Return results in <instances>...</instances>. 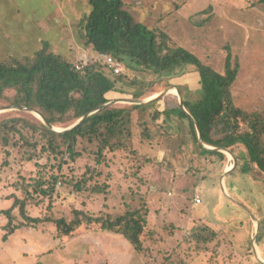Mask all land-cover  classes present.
<instances>
[{
	"label": "rangeland",
	"instance_id": "rangeland-1",
	"mask_svg": "<svg viewBox=\"0 0 264 264\" xmlns=\"http://www.w3.org/2000/svg\"><path fill=\"white\" fill-rule=\"evenodd\" d=\"M123 1L136 22L168 32L177 45L220 73L230 52L240 65L232 86L235 105L264 116V0ZM90 10L87 0H0V57L31 56L48 42L49 50L67 61L90 58L94 53L84 46L78 32L81 18ZM101 59L106 66L103 56ZM185 68L183 72L178 70L177 77L164 78L137 74L124 67L129 95H118L113 105H134L126 100H137L131 95L140 88L130 86L135 78L145 86L154 82L139 100L162 96L149 103H155L149 110L134 111L131 124L114 138L127 147L107 150L101 165L94 161L97 143L90 146L82 142L79 150L86 156L75 163L65 157L68 163L62 172L67 177L80 180L88 164L92 173L101 172L99 177L94 174L91 185L106 192H77L59 181L51 196L35 193L33 179L40 173H58L57 168H51L58 163L51 160L43 170L36 162L20 161L21 155L14 154L7 166L6 159L0 157V210L10 209L15 197L27 201L31 217L65 218L68 222L75 218V210L103 216L143 209L149 217L143 239L145 250L139 253L142 258L137 264H264V175L245 158H235L242 155V149L235 153L229 150L231 155L224 152V161L200 154L188 120L178 115L180 96L171 94L176 88L192 100L200 98L199 73L192 66ZM157 110L165 115L153 121L152 114ZM24 114L42 121L26 110H4L0 120ZM75 123L56 128L67 129ZM38 162L45 165L48 159ZM12 214L13 226L28 224L19 208ZM8 223L9 219L0 215V264H111L108 259L114 254L117 264L129 263L121 235L112 233L119 237H111L112 243L109 240L102 248L93 245L94 233L99 232L95 226L83 225L65 236L55 224L43 223L19 229L4 241ZM196 228L205 236L210 235L207 230L217 236L208 244H198L191 237ZM113 245H120L119 251L110 249ZM121 253L125 257L119 259Z\"/></svg>",
	"mask_w": 264,
	"mask_h": 264
},
{
	"label": "trees",
	"instance_id": "trees-1",
	"mask_svg": "<svg viewBox=\"0 0 264 264\" xmlns=\"http://www.w3.org/2000/svg\"><path fill=\"white\" fill-rule=\"evenodd\" d=\"M91 10L83 15L79 22V35L84 46L91 47L94 55L86 60L70 62L61 55L49 50L48 42L42 49L31 56L3 59L0 57V105L24 106L42 113L55 127L69 126L89 112L118 99L127 97L126 75L123 71L116 75L107 69L101 57L111 56L128 71L137 74H154L159 77H177L178 70L186 66L196 68L200 76V98L192 100L180 92L184 98L186 110L199 125L203 142L208 147L230 150L242 149V155L255 166L258 173L264 175V116L256 112H247L237 107L232 97V86L238 79L240 65L234 62L228 52L225 70L218 72L206 65L198 56L186 48L177 45L170 34L159 28H150L136 22L125 7L123 0H87ZM139 86V92L133 99L144 98L146 90L154 85L135 78L130 86ZM180 90V89H179ZM157 101V103H159ZM154 104L119 107L106 106L89 116L76 129L57 133L34 115L7 117L0 120V157H4V166L9 159L20 154V161L36 162L37 167L45 170L51 160L56 161L51 168L58 173L47 176L40 173L33 179L35 193L43 196L53 195L59 181L77 192H106L100 186H92L96 172L86 165L84 176L75 181L67 177L63 167L68 162L83 158L85 153L79 150L82 142L90 146L97 143L94 159L98 165L105 161L106 151L114 152L127 147L125 142L115 141L117 134L122 135L127 125L131 124L134 111H146ZM2 106V105H1ZM21 113V112H20ZM165 113L157 110L152 114L153 121H158ZM178 115L189 122L190 134L198 145V151L206 157H217L224 161L225 154L217 150L204 148L198 139L196 126L181 108ZM167 121V120H166ZM46 157L48 163L40 165L39 160ZM241 157V158H240ZM93 160V158H89ZM62 172V173H61ZM91 173V174H90ZM30 193V192H29ZM27 201L15 197L10 209L0 210L9 223L5 226L7 241L19 229L38 227L40 224L53 223L61 235L70 236L83 225L95 226L99 231L122 235L138 253L145 250L144 235L149 212L143 209L128 210L123 214L91 216L82 211H74L75 218L68 222L65 218H34L27 213ZM19 208L28 224L13 226V211ZM208 228V227H207ZM94 230V228H89ZM205 236L201 229H195L192 239L198 244H208L217 236L213 230Z\"/></svg>",
	"mask_w": 264,
	"mask_h": 264
},
{
	"label": "water",
	"instance_id": "water-1",
	"mask_svg": "<svg viewBox=\"0 0 264 264\" xmlns=\"http://www.w3.org/2000/svg\"><path fill=\"white\" fill-rule=\"evenodd\" d=\"M178 91V94L180 96V106H181V109L183 110V112L186 113V115L188 116V118L194 122L195 126H196V129H197V133H198V139H199V142L200 144L206 148V149H209V150H217L219 152H228L229 154H232L229 150H223V149H215V148H212V147H208L207 145L204 144L203 142V138H202V134H201V130H200V127L199 125L196 123L195 119L193 118L192 115H190V113L186 110L185 108V105H184V98H183V95L182 93L180 92L179 89H177ZM167 93H170V91H166L165 94ZM162 95L156 97V98H153L151 100H126V101H129L131 104H134V105H143V104H149L153 101H155L157 98L161 97ZM118 100H115V101H111L103 106H101L100 108L96 109V110H93L91 112H89L87 115H85L83 118H81L77 123H75L74 125H72L71 127L67 128V129H58L56 128L55 126H53L49 120L42 114L40 113L39 111L37 110H34V109H31V108H28V107H24V106H7V107H3V108H0V113L4 110H26V111H30L34 114H36L38 117H40L42 119V121L53 131L57 132V133H66V132H69V131H72L74 129H76L78 126H80L89 116H91L92 114L96 113L97 111H99V109L103 108V107H106V106H110V105H113L115 102H117ZM234 158V157H233ZM236 158V157H235ZM234 158V161H235V165H236V160ZM228 173L226 172L222 179L225 178V176L227 175ZM223 190H224V187H223ZM250 214V213H249ZM250 216H252L250 214Z\"/></svg>",
	"mask_w": 264,
	"mask_h": 264
},
{
	"label": "crops",
	"instance_id": "crops-1",
	"mask_svg": "<svg viewBox=\"0 0 264 264\" xmlns=\"http://www.w3.org/2000/svg\"><path fill=\"white\" fill-rule=\"evenodd\" d=\"M229 170V169H228ZM228 191V190H227ZM201 193H199V195H200ZM202 196V195H201ZM94 236H95V241H93V245H96V247H98V248H102L103 247V245H107V241H109L110 240V243H112L111 241H112V238L114 237V238H118L119 236L118 235H114V234H112V233H108V232H102V231H99L98 233H94ZM122 236V235H121ZM112 237V238H111ZM119 238H121L122 240H123V243H125V246L127 247V251H126V253H127V256L129 257L128 258V260H129V263L128 264H134V262H135V264H137L138 263V261L142 258L141 256H140V254L136 251V253L134 252H132V250L130 249V248H128V246H127V242H126V239L122 236V237H119ZM102 240H104V243H102ZM115 240V239H114ZM133 247V246H132ZM119 248H120V245H113V247L112 248H110V249H112V250H114V249H116L117 251H119ZM134 248V247H133ZM86 254H87V252H85ZM133 253V254H132ZM88 255V254H87ZM121 257H125V256H123V254L121 253V255H120V257H119V259L121 258ZM127 259V258H126ZM109 262L111 263V264H117V260H116V257H115V254L114 255H111V257H109ZM116 260V261H115ZM136 260V261H135ZM97 261L98 262H101V258L100 259H97ZM127 263V262H126ZM125 263V264H126ZM73 264V263H72ZM91 264V263H90ZM98 264V263H97ZM100 264V263H99ZM107 264V263H106Z\"/></svg>",
	"mask_w": 264,
	"mask_h": 264
},
{
	"label": "built area",
	"instance_id": "built-area-1",
	"mask_svg": "<svg viewBox=\"0 0 264 264\" xmlns=\"http://www.w3.org/2000/svg\"><path fill=\"white\" fill-rule=\"evenodd\" d=\"M103 57L105 59V63L107 65V68L109 69V71H113L116 75L120 74L123 71V69H124L123 64H120L111 56H104L103 55ZM197 202L200 203L199 200H197Z\"/></svg>",
	"mask_w": 264,
	"mask_h": 264
},
{
	"label": "bare ground",
	"instance_id": "bare-ground-1",
	"mask_svg": "<svg viewBox=\"0 0 264 264\" xmlns=\"http://www.w3.org/2000/svg\"><path fill=\"white\" fill-rule=\"evenodd\" d=\"M172 93H174V94H176V95H178V91H177V89L176 88H173L172 90H171V94ZM173 95V94H172ZM229 154V153H228ZM231 155V154H230ZM232 168V167H231ZM231 168L229 169V170H231Z\"/></svg>",
	"mask_w": 264,
	"mask_h": 264
}]
</instances>
